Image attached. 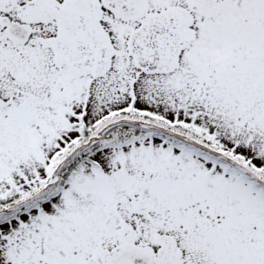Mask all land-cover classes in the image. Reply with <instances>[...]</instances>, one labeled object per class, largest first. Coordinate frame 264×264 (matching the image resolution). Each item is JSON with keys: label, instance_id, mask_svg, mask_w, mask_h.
<instances>
[{"label": "snow or ice", "instance_id": "snow-or-ice-1", "mask_svg": "<svg viewBox=\"0 0 264 264\" xmlns=\"http://www.w3.org/2000/svg\"><path fill=\"white\" fill-rule=\"evenodd\" d=\"M0 264H264V0H0Z\"/></svg>", "mask_w": 264, "mask_h": 264}]
</instances>
